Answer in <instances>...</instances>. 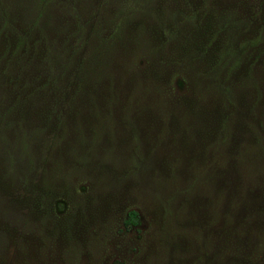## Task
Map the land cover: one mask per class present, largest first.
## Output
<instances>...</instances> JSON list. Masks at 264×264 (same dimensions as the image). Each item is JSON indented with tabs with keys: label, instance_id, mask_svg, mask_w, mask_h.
<instances>
[{
	"label": "rangeland",
	"instance_id": "1",
	"mask_svg": "<svg viewBox=\"0 0 264 264\" xmlns=\"http://www.w3.org/2000/svg\"><path fill=\"white\" fill-rule=\"evenodd\" d=\"M0 264H264V0H0Z\"/></svg>",
	"mask_w": 264,
	"mask_h": 264
},
{
	"label": "trees",
	"instance_id": "2",
	"mask_svg": "<svg viewBox=\"0 0 264 264\" xmlns=\"http://www.w3.org/2000/svg\"><path fill=\"white\" fill-rule=\"evenodd\" d=\"M139 221V215L138 212L135 210H131L128 212L127 218L124 221V224L128 229L132 228L134 225H136Z\"/></svg>",
	"mask_w": 264,
	"mask_h": 264
}]
</instances>
